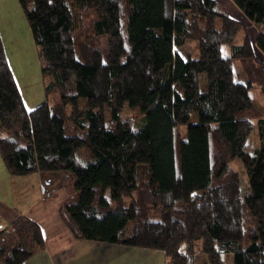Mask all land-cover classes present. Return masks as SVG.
I'll return each mask as SVG.
<instances>
[{
    "label": "trees",
    "instance_id": "16d2710c",
    "mask_svg": "<svg viewBox=\"0 0 264 264\" xmlns=\"http://www.w3.org/2000/svg\"><path fill=\"white\" fill-rule=\"evenodd\" d=\"M17 1L46 100L26 109L0 36L9 173H68L77 195L60 214L78 240L157 250L166 264H264V114L251 95L264 99V62L245 25L217 0ZM232 1L264 54V0ZM126 106L140 111L137 125L122 119ZM44 248L26 217L0 231V264H24Z\"/></svg>",
    "mask_w": 264,
    "mask_h": 264
},
{
    "label": "crops",
    "instance_id": "0c3cea01",
    "mask_svg": "<svg viewBox=\"0 0 264 264\" xmlns=\"http://www.w3.org/2000/svg\"><path fill=\"white\" fill-rule=\"evenodd\" d=\"M217 1L245 25L256 58L264 62L256 45L257 28L232 0ZM0 36L24 105L32 110L46 97L28 100L24 94L33 78H40L41 67L28 20L17 0H0ZM73 189V178L66 172L12 176L0 153V231L23 216L39 225L45 244L44 250L24 264H166L165 254L157 250L76 239L60 214L63 206L75 200Z\"/></svg>",
    "mask_w": 264,
    "mask_h": 264
},
{
    "label": "rangeland",
    "instance_id": "374dc122",
    "mask_svg": "<svg viewBox=\"0 0 264 264\" xmlns=\"http://www.w3.org/2000/svg\"><path fill=\"white\" fill-rule=\"evenodd\" d=\"M25 18H26V15H25ZM73 38H74L75 47H76L77 52H78V45L80 43H82L84 41V39L80 33H75L73 35ZM103 49L106 50V40L105 39H103ZM190 49L192 50V46H185L184 48H177V51L180 55L185 57L186 52ZM32 50L34 51V46L32 47ZM39 64H40V62H39ZM233 68H234L235 77H238L239 74H241L242 75L241 80L243 81L244 77L242 74V69L240 67V63L237 61L233 62ZM40 73H41L40 78L38 79V78L34 77L33 80L30 82V84H31L30 87H28V89L24 92L25 95L27 94L29 96L28 97L26 95V98L28 100L34 99V97H35V99H39L40 97L45 96L44 86H43V89L41 88L42 84H44L43 77H42V71H40ZM204 82L205 81L203 80V84H204ZM251 95H252V97L255 98V105L264 114V99H263V96L261 95L260 91L253 89L251 91ZM79 105H80V107L84 108V107H86V102L83 100H80ZM122 119L124 121L129 122L133 126H135L141 121L142 115L138 109H132V108L126 106L125 110L122 114ZM106 120H107V123H108L110 128L115 127V125L111 121V115H110L109 109L106 110ZM191 121L192 122L197 121V115L196 114L192 115ZM258 145H259L258 138L255 135H251L249 137V139L247 140V152L252 154L254 151V148ZM233 167L239 173L242 193L247 194L249 191L248 178H247L244 167H243L242 163L240 162V160H236L233 163ZM227 264H234L233 259L231 258V260Z\"/></svg>",
    "mask_w": 264,
    "mask_h": 264
}]
</instances>
